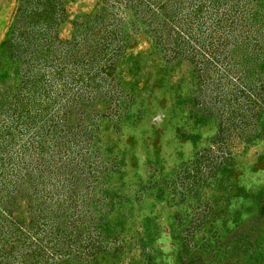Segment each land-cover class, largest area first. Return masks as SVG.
<instances>
[{"label":"rangeland","instance_id":"obj_1","mask_svg":"<svg viewBox=\"0 0 264 264\" xmlns=\"http://www.w3.org/2000/svg\"><path fill=\"white\" fill-rule=\"evenodd\" d=\"M0 264H264V0H0Z\"/></svg>","mask_w":264,"mask_h":264}]
</instances>
